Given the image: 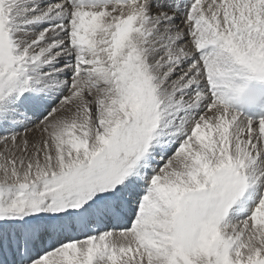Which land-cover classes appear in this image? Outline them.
I'll return each mask as SVG.
<instances>
[{
  "label": "snow or ice",
  "instance_id": "snow-or-ice-1",
  "mask_svg": "<svg viewBox=\"0 0 264 264\" xmlns=\"http://www.w3.org/2000/svg\"><path fill=\"white\" fill-rule=\"evenodd\" d=\"M0 264H264V0H0Z\"/></svg>",
  "mask_w": 264,
  "mask_h": 264
}]
</instances>
